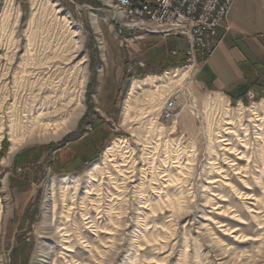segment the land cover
Returning <instances> with one entry per match:
<instances>
[{
  "label": "rangeland",
  "instance_id": "obj_1",
  "mask_svg": "<svg viewBox=\"0 0 264 264\" xmlns=\"http://www.w3.org/2000/svg\"><path fill=\"white\" fill-rule=\"evenodd\" d=\"M87 3L0 0V264H264V89L237 104L179 80L166 38L124 42ZM58 95L68 130L41 140ZM118 139L125 166L103 163Z\"/></svg>",
  "mask_w": 264,
  "mask_h": 264
},
{
  "label": "crops",
  "instance_id": "obj_2",
  "mask_svg": "<svg viewBox=\"0 0 264 264\" xmlns=\"http://www.w3.org/2000/svg\"><path fill=\"white\" fill-rule=\"evenodd\" d=\"M231 6L226 18L227 29L217 31L212 40L215 43L213 51L198 69L196 78L210 91L223 93L228 100L242 104L247 99V90L263 92L264 89L261 76L264 66V0H234ZM166 39L169 45L166 50L172 59L165 62L172 67L181 66L185 60L186 40L171 35ZM172 50L177 52L173 54Z\"/></svg>",
  "mask_w": 264,
  "mask_h": 264
},
{
  "label": "built area",
  "instance_id": "obj_3",
  "mask_svg": "<svg viewBox=\"0 0 264 264\" xmlns=\"http://www.w3.org/2000/svg\"><path fill=\"white\" fill-rule=\"evenodd\" d=\"M91 1L97 6L93 7L87 3L89 9L100 7L111 14V23H114L118 35L124 42L131 40L139 44L147 38V36L140 37L142 27L182 28V35L175 37L187 42L185 60L181 66H175L171 71L185 67H190L192 71L193 68L198 70L200 64L213 51L215 43L212 40L217 31L220 28L227 29L226 18L234 0H118L122 13H113L110 5H101L99 0ZM176 52L172 50L173 54ZM261 76L264 78V66ZM257 96L258 93L253 90L249 89L246 92L249 102H254ZM176 111V100L170 97L164 101L160 116L163 120L169 121L173 119Z\"/></svg>",
  "mask_w": 264,
  "mask_h": 264
},
{
  "label": "bare ground",
  "instance_id": "obj_4",
  "mask_svg": "<svg viewBox=\"0 0 264 264\" xmlns=\"http://www.w3.org/2000/svg\"><path fill=\"white\" fill-rule=\"evenodd\" d=\"M98 1V0H97ZM100 4L101 5H110L111 8L113 9V13H122V9H121V5H118V0H99ZM55 5V4H53ZM34 9V8H33ZM92 9H103V8H92ZM105 10V9H103ZM52 11V10H51ZM55 15V14H54ZM77 35V32L76 31H73L72 32V36H76ZM156 35H162V36H178V35H182V28H168V27H160V28H149V27H142V30H140V37L142 36H156ZM73 44V47L70 49L69 46L67 45L66 47V50L64 52L67 51V55L64 54V55H59V58H57V60H55V62L57 63V61H63L65 62V64H69L71 62V60L77 56V52L79 51L80 49V45L78 44V42L76 40H72L71 41ZM70 51V52H69ZM55 63V64H56ZM185 71L182 73V75L180 76V79L181 80L183 77L182 76H185L186 73L188 74L189 71L191 70L190 67H185ZM177 71V70H176ZM176 74L174 73L172 76H175ZM145 80V79H143ZM142 80V81H143ZM177 80V79H176ZM154 81V80H153ZM183 81V80H182ZM138 84V83H137ZM142 85V84H141ZM132 90H133V86H131L128 94V98L127 100H125V111H124V120L125 119H129L128 118V106H129V103H128V100L130 99V96L132 95ZM152 93V92H151ZM162 93V92H161ZM158 96V95H157ZM66 96H61V95H58V97L54 98L53 100H48L45 102L44 104V108L43 106L41 105L40 107H38L37 111L39 112L36 116H33L36 120V123L37 125H40L43 128V134L41 135V137H39V139L41 140H45V139H55L57 137H59V135L63 132H65L66 130H68V126L67 124H65L64 122V119H63V116H64V113H61V115L57 118V113H59V107L62 106L61 102L62 101H65L66 100ZM154 99V98H153ZM160 100V99H159ZM162 100V99H161ZM72 104V102H70V99L68 101H66V104ZM48 104H50V106L53 108V113H50L49 115H46L44 114V109L47 110L49 108ZM157 105V104H156ZM66 106V105H65ZM64 105L62 106L63 108L65 107ZM130 107V106H129ZM155 107V106H153ZM60 109L63 111H66L64 109ZM72 109V108H71ZM255 110V109H254ZM257 112V111H256ZM45 113H48V112H45ZM60 114V113H59ZM63 114V115H62ZM26 115V114H25ZM24 115V116H25ZM256 115V114H255ZM123 117V116H122ZM61 119V120H60ZM16 121H19L18 120V117H16L15 119ZM58 120V122H57ZM15 128V127H14ZM13 128H11V131H12ZM15 130V129H14ZM15 133V132H14ZM30 135L28 137V139L31 140V137H32V129L30 130ZM12 135V134H11ZM12 145L10 147V150H9V153H12L14 152L15 150H17V147L23 142V137L22 136H13L12 135ZM120 139H118L116 142H112L111 144H109L108 146H106V148L104 149V155H103V163H111L112 165H115V166H125L124 163H121V161L119 162V156L123 157L124 156V152L120 153L121 152V149L119 148V141ZM124 142V141H123ZM126 145V144H125ZM129 147V146H128ZM119 148V150H118ZM128 150V149H127ZM130 150V149H129ZM125 157V156H124ZM243 158V157H242ZM123 161V160H122ZM100 168V166L97 165V163H94L90 166L89 170H88V180L89 182L91 181H95V175L94 173ZM123 172V171H122ZM169 174V173H168ZM97 175V174H96ZM88 182V183H89ZM97 182V181H96ZM91 184V183H90ZM77 185V184H75ZM76 187V186H75ZM89 187V186H88ZM88 189V188H87ZM87 199V198H86ZM75 205V204H74ZM67 209V208H66ZM83 217V216H82ZM89 217V216H88ZM84 220V223L86 225V228H87V222H86V216H84L83 218ZM95 221V220H94ZM89 223V222H88ZM95 225V224H94ZM67 231H65L64 233V230H63V233L61 235H67L66 234ZM70 237V236H69ZM75 237V236H74ZM64 238V242H68V239L67 237H63ZM84 242V241H83ZM72 244V243H71ZM74 247V246H73ZM62 248H65L66 250L68 251H71L70 249V246L69 245H64V247L62 246ZM84 248V247H83ZM72 257V256H71ZM69 264V263H68Z\"/></svg>",
  "mask_w": 264,
  "mask_h": 264
}]
</instances>
